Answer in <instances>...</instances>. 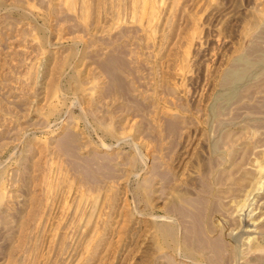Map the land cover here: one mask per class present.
Masks as SVG:
<instances>
[{
    "label": "rangeland",
    "instance_id": "rangeland-1",
    "mask_svg": "<svg viewBox=\"0 0 264 264\" xmlns=\"http://www.w3.org/2000/svg\"><path fill=\"white\" fill-rule=\"evenodd\" d=\"M0 264H264V0H0Z\"/></svg>",
    "mask_w": 264,
    "mask_h": 264
}]
</instances>
